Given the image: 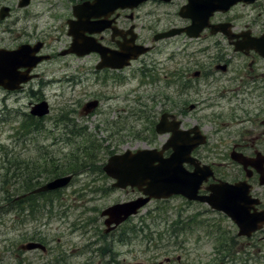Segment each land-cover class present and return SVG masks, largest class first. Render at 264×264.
I'll use <instances>...</instances> for the list:
<instances>
[{"label": "rangeland", "instance_id": "obj_1", "mask_svg": "<svg viewBox=\"0 0 264 264\" xmlns=\"http://www.w3.org/2000/svg\"><path fill=\"white\" fill-rule=\"evenodd\" d=\"M1 3L16 5L14 0H2ZM32 10L33 7L29 10L15 9L11 18L0 23V48L15 49L25 42L32 43L34 26L44 23L52 27L50 32L55 53L64 50L69 43L66 30L58 34L60 30L56 31V28L66 20L67 12L58 9L53 13L50 10L47 15L42 14V10L37 13ZM38 14L42 15L39 20L36 18ZM53 16L58 17L53 20ZM59 17L62 20H57ZM149 28L152 31L165 30V25L155 21ZM143 32L149 35V30ZM183 40L163 42L146 57L141 65L147 74L136 71V64L134 74L129 71L126 77L99 75L95 71L96 56L82 59L64 56L44 63L38 69L44 78L41 81L37 79L20 94L9 95L0 90V190L1 187L10 189L2 181L16 172V168L11 172L8 170L12 161L24 163L30 171H44L43 177H46L47 170L53 171L56 164L61 165L69 159V154L76 151L73 143L76 139L68 134L69 129L66 131L61 125L64 118L74 120L77 129L96 133L98 140L107 139L104 146L117 153L152 147L150 142L155 144L153 147L162 145L165 137L151 136V131L147 132L150 122L156 120L164 108L177 110L182 101L180 75L191 76L196 69L194 66L206 59L204 46L191 42L185 44ZM149 69L153 78L148 80ZM72 79L76 82H71ZM160 89H163L160 93L164 94V99L158 96ZM34 92L51 106L49 119L39 122L37 132L27 119L31 103L37 101ZM183 96L189 97L192 103L200 100L204 103L188 118L194 122L204 119L205 131H208L210 124L207 119L215 110L204 101L208 95L189 90ZM94 99H101L102 103L97 114V110L87 117L69 114L79 112L85 103ZM110 122L119 127L128 122L130 134L111 133ZM107 153L106 149L100 151V163L107 161ZM90 178L91 174L87 173L77 175L51 208L50 218L44 216L38 220L39 235L54 250L48 258L50 264H256L255 254L242 256L243 252H239L241 239L229 219L210 212L207 206L187 205L178 197L152 202L131 218L120 233L105 237L101 211L117 202L134 199L138 193L131 189L112 190L106 195L94 194L80 200L78 196L87 193L80 188ZM99 185L106 190L111 181L100 179ZM4 207L1 206V212ZM13 217L14 214L4 217L8 226ZM188 217L192 219L187 220ZM176 219L180 220L178 228L182 229L179 233L173 231ZM234 246L235 255L232 251ZM230 247L231 251L224 254V250ZM108 248L111 253L100 250ZM232 255L234 263H230ZM166 259L171 261L166 263Z\"/></svg>", "mask_w": 264, "mask_h": 264}, {"label": "flooded vegetation", "instance_id": "obj_2", "mask_svg": "<svg viewBox=\"0 0 264 264\" xmlns=\"http://www.w3.org/2000/svg\"><path fill=\"white\" fill-rule=\"evenodd\" d=\"M92 3L94 0H32L30 7H33L32 12L42 10V14L47 15L50 14L49 10L53 13H57L58 9L67 12V18L61 23V27L68 30L69 21L74 19V8ZM112 3L110 1L100 8V12L104 14L99 21L103 24L94 19V22H98L96 27L99 32L91 35L89 31L84 32L96 44L112 51H119V46L123 43L134 45L132 38L135 36V29L138 44L152 42L161 31L149 28L155 21L164 23V29H187L194 24L193 9H185L190 0H150L141 4L137 10L122 7L115 9ZM86 7L87 11L93 8L91 5ZM55 17L58 16H53V20ZM36 18L39 20L42 15L38 14ZM208 23L209 27L204 29L199 38L191 39L186 34L178 37L184 39L185 44L191 42L205 47V62L194 66L195 72H200V76L194 78L191 74L186 77V85L192 80L193 83L184 88L205 92L208 97L204 101L209 108L215 109L207 119L210 124L208 131H205L204 119L203 122L196 119L193 123L207 136V143L192 153L199 161L197 168L202 170L203 177L210 170L214 173L203 184L199 195H210L208 188L221 181L241 184L245 196L251 201L249 216L256 221L259 230L249 238L242 237L240 252L243 255L253 253L255 263L264 264V0H242L227 11L213 12ZM49 25L39 23L35 26L36 35L39 34L44 41L45 49L52 45V27ZM211 26L217 30L222 28V32L214 34ZM58 29L60 27L56 28ZM143 30H149V35H145ZM66 37L70 40L68 35ZM50 51L53 52V49ZM97 57L99 58L98 55ZM105 71L118 72L108 69ZM196 104L193 111L187 110L186 114H181V127L185 130L192 127V120L188 117L204 103L200 100ZM168 155L169 152L165 153V156ZM187 169L192 172L196 167L187 165ZM30 184L32 186L23 182L15 199V191L1 187L0 206L9 209L7 213H0V227L5 228L0 229V264L51 263L48 258L54 250L39 235L37 209L39 200L49 201L54 194L33 193L45 184H40L39 177L34 176ZM12 206H16L14 212ZM11 214L14 217L9 220L11 225L8 226L4 217ZM124 225L107 235L120 233ZM38 243H43L47 249L43 251L30 248L31 244ZM107 252L111 253L109 250Z\"/></svg>", "mask_w": 264, "mask_h": 264}, {"label": "water", "instance_id": "obj_3", "mask_svg": "<svg viewBox=\"0 0 264 264\" xmlns=\"http://www.w3.org/2000/svg\"><path fill=\"white\" fill-rule=\"evenodd\" d=\"M134 1H135L134 4H132L131 2L129 4H132V6H136L142 0H134ZM121 2L126 3L129 2V0H119L120 4ZM237 2L238 0L234 1L232 4H235ZM28 3L29 0L26 3H24V5H27ZM197 6L198 7L196 8V12H200L202 8L204 9V7L201 4ZM207 8L208 6L206 7V9ZM8 12H9L8 8H3L2 11L0 12V19L1 20L5 19L6 16L8 15ZM200 28L202 29L203 26H201ZM201 29H199V31ZM192 30L193 28H191L189 31ZM180 33L181 31L179 30H173L161 35L158 38V40L171 38ZM80 48H83L82 51H79ZM28 49L29 46L24 45L15 51L0 50V86H4L6 88L15 90L20 88L21 83L27 82L32 78L29 75L30 72L32 71L33 67H35L36 64L40 62L42 59L41 58L35 59L33 57L34 53L32 52L30 53ZM97 50L98 48H95L94 46H90L87 43H84L82 38L76 36L72 44V48L68 51H65L63 55L69 53H77L80 56H84L90 54L91 52H97ZM148 50L149 49L140 50L134 57L123 56V54L126 55V53L123 54L121 53V55L118 58H120L123 61V63H117L116 60L105 58L103 65H100L99 68L103 66L111 67L114 69L123 68L127 64H129L128 62L131 60V58L137 59L141 54H145L146 52H148ZM22 67L28 68L27 71L24 73V75L18 73V69ZM96 107H97V102H92L88 104L86 110L90 111ZM47 112H48V105L47 103L44 102L43 104H39L35 106L32 111V114L38 116H44L47 114ZM167 117L168 115H164L162 117L161 122L157 125V132L160 134H165L167 132L173 133L170 142L165 146V148H173L174 152L170 156V158L164 159L162 157V152H158L156 150L154 151L144 150V151H138L136 154H133L131 151H127L123 155H115L109 159L108 164L105 167V170L109 176L118 180V182L115 185L116 187H120V188H126L127 186L137 187L140 191H143L144 194L149 195V198L139 199L134 202H130L124 205H117L107 209L103 213V215H110V219L108 220L107 225H110L111 223H116V225H119L121 222L125 221L132 214H136L141 207H143L150 201L151 198H156V199L169 198L175 194H183L190 199L195 198L194 193H196V188L194 189L193 185L197 182V180L194 181V179L190 177L191 175L189 176L185 174L184 176L183 174L184 172L182 171L185 162L193 163V160L190 159V154L192 150L199 143L197 141L190 142L181 139L183 136L180 137L181 140L180 142H178L177 128L179 126V123L177 122L169 123ZM71 180H72V176L59 178L49 183L47 186L39 189L38 192L65 187L71 182ZM186 182L191 184L187 185ZM187 187H189L188 190ZM233 198L234 195L233 196L226 195L221 198L222 200L221 199L219 200V204L221 205V208L223 207V211H225V213H227L239 227L240 229L239 235L240 236L250 235L251 232L254 231L255 229H253L252 226L251 227L248 226L250 222L244 216L243 211L245 210L240 205L235 206L236 200L234 201ZM208 201L207 202L212 207L214 208L217 207L218 209H220L219 206L215 205V200L208 199ZM30 246H31L30 248L32 249L34 248H40L42 250L46 249L41 244H31Z\"/></svg>", "mask_w": 264, "mask_h": 264}, {"label": "trees", "instance_id": "obj_4", "mask_svg": "<svg viewBox=\"0 0 264 264\" xmlns=\"http://www.w3.org/2000/svg\"><path fill=\"white\" fill-rule=\"evenodd\" d=\"M63 119V118H62ZM64 121V128L66 129H70L73 124L67 122L66 123V119H63ZM32 125V124H31ZM92 143L90 145H88L87 143ZM78 152L82 155H84L83 158H78L75 155L69 159L68 163H64L61 165H55V170L53 169V172H51L50 175H53V177H58V176H62L65 175L67 173L70 172H78V170H80L81 167L83 166H94L96 165V161L98 160V156H99V152L96 148L95 142L89 139H86V145L84 146H79V150ZM15 161L10 162V164L12 165ZM28 166H25L24 163H18L16 166L17 169V173H14L13 179H15V183L20 182L21 180L27 181V182H31L33 180V173L32 172H18L19 170H22L23 168H27ZM22 168V169H21ZM9 170H11V167L9 168ZM15 169L11 170L14 171ZM30 186H32L31 184H29ZM173 229L175 228V226L179 225V222L173 223ZM182 230V229H181Z\"/></svg>", "mask_w": 264, "mask_h": 264}, {"label": "bare ground", "instance_id": "obj_5", "mask_svg": "<svg viewBox=\"0 0 264 264\" xmlns=\"http://www.w3.org/2000/svg\"><path fill=\"white\" fill-rule=\"evenodd\" d=\"M64 121H65V120H62V124H61V125H63V126L65 125V124H64ZM67 122H69V123L73 124V122H72V121H68V120H66V123H67ZM73 125H74V124H73ZM34 132H37V130L35 129V130H34Z\"/></svg>", "mask_w": 264, "mask_h": 264}]
</instances>
